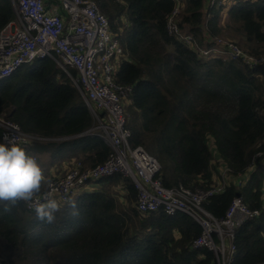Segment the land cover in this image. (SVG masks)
Segmentation results:
<instances>
[{
	"label": "trees",
	"instance_id": "trees-1",
	"mask_svg": "<svg viewBox=\"0 0 264 264\" xmlns=\"http://www.w3.org/2000/svg\"><path fill=\"white\" fill-rule=\"evenodd\" d=\"M98 1L113 30L121 33L128 56L117 82L134 86L128 124L132 144L159 159L164 185L172 188L183 183L195 189L213 184L211 138L230 174L245 175L255 155L264 151V115L260 113L264 69L249 70L223 58L199 59L169 35L167 20L174 0ZM210 1L184 0L181 27H189L201 45L210 38L234 37L251 54L263 56L264 0H232L224 22V7L210 8ZM16 19L12 1L0 0V33ZM2 113L26 133L50 139L26 149L39 157L50 154L46 170L62 167L50 179L74 161L92 168L110 153L108 144L92 132L95 122L81 93L50 58L23 66L1 84ZM255 168L242 188L230 185L205 205L216 217H224L238 195L251 209L262 211L259 218L238 229L234 264L264 262V157L256 160ZM49 180L43 181L40 193L47 190ZM101 183L109 188L123 183L125 196L119 199L107 189L85 192L59 209L51 224L40 221L24 201L10 212L0 204V262L217 264L207 249L192 250L201 228L189 216H168L163 211L142 216L135 207L137 191L131 180L116 175Z\"/></svg>",
	"mask_w": 264,
	"mask_h": 264
},
{
	"label": "built area",
	"instance_id": "built-area-1",
	"mask_svg": "<svg viewBox=\"0 0 264 264\" xmlns=\"http://www.w3.org/2000/svg\"><path fill=\"white\" fill-rule=\"evenodd\" d=\"M11 1L17 19L0 33V86L25 65L41 59L54 60L81 93L95 122L92 132L98 133L110 147L107 159L95 167L87 168L80 161H74L64 172L49 180L46 191L25 202L27 209L35 212L38 204L45 203L46 199H55L61 209L84 191L87 193L101 181L118 175L134 184L137 191L135 207L140 215L163 211L168 216H189L201 228L200 236L192 242V250L207 249L214 254L217 264H234L238 229L259 218L262 211L251 209L238 195L224 217H216L205 205L225 193L230 185L242 188L254 173L256 160L264 157V151L255 155L253 165L238 178L230 174L223 162L224 172L220 177L214 175V182L208 188L191 189L183 183L166 187L160 161L144 147L132 144L127 108L132 103L134 86L117 82L121 65L128 61V56L120 41L121 33L113 30L96 0ZM174 1L175 7L167 20L169 35L199 59L223 58L237 61L249 70L264 69V55L251 54L235 40L215 37L201 45L193 34L181 27L184 0ZM231 5L232 0H211L209 6H223L225 18ZM260 113L264 115V110ZM0 131L1 143L18 145L27 154L28 147L50 140L26 133L3 113L0 114ZM28 155L39 162L36 155Z\"/></svg>",
	"mask_w": 264,
	"mask_h": 264
},
{
	"label": "clouds",
	"instance_id": "clouds-1",
	"mask_svg": "<svg viewBox=\"0 0 264 264\" xmlns=\"http://www.w3.org/2000/svg\"><path fill=\"white\" fill-rule=\"evenodd\" d=\"M44 176L36 160L18 145L0 143V204L10 212L19 202H29L41 192ZM75 208V205H72ZM59 204L46 199L35 208L37 218L48 224L55 220ZM73 215H76L74 212Z\"/></svg>",
	"mask_w": 264,
	"mask_h": 264
},
{
	"label": "rangeland",
	"instance_id": "rangeland-1",
	"mask_svg": "<svg viewBox=\"0 0 264 264\" xmlns=\"http://www.w3.org/2000/svg\"><path fill=\"white\" fill-rule=\"evenodd\" d=\"M96 2L99 4V1L98 0H96ZM211 2V1H210ZM209 5H210V3H209ZM99 6H100V4H99ZM219 7H221V6H219ZM217 9H219L218 7H217ZM223 16V15H222ZM226 19V17L224 18V16H223V20H225ZM124 21V20H123ZM189 29V27H187V31H189L188 30ZM225 38V37H224ZM227 38V37H226ZM232 38V40H235L237 43H239L241 46H242V43H241V41H240V39L239 38H234V37H231ZM231 38H228V39H231ZM168 51L169 52H171L172 50H171V48H168ZM132 104V103H131ZM131 104L128 106V108H127V112H128V117H129V119H130V122L132 121V117H131V109H130V107H131ZM209 146H210V148L212 149V151H213V153H214V160H213V163H212V167H213V171H214V174H215V176L216 177H220V175H222V173L224 172V170H223V168L225 167L224 165H223V160L221 159V157L218 155V153H216V149L214 148V143H213V139L211 138L210 139V141H209ZM146 150V149H145ZM147 151V150H146ZM148 152V151H147ZM149 153V152H148ZM36 154V153H35ZM150 155H152V156H154L153 154H151V153H149ZM37 156H38V158H39V165L41 164V168H43V169H47L48 168V164L51 162V156L50 155H48V157H46V154H44V155H41L40 157H39V155L38 154H36ZM155 157V156H154ZM159 160V159H158ZM83 164V163H82ZM49 178V177H48ZM227 183H230L228 180H227ZM101 184H104V183H100V185ZM99 185V184H98ZM114 185V184H113ZM102 189H107L106 191H111L114 195H116L115 197H117V198H119V199H123V196H125V193L123 192V194H122V191H123V183H120L118 186H111V188H109L108 189V186H102ZM89 191H92L91 190V188L89 189ZM85 192V191H84ZM83 192V193H84ZM82 193V194H83ZM126 199L124 198V200L122 201V203L123 204H126Z\"/></svg>",
	"mask_w": 264,
	"mask_h": 264
},
{
	"label": "crops",
	"instance_id": "crops-1",
	"mask_svg": "<svg viewBox=\"0 0 264 264\" xmlns=\"http://www.w3.org/2000/svg\"><path fill=\"white\" fill-rule=\"evenodd\" d=\"M223 14H224V12H223ZM225 16H227L226 14H224ZM223 22H224V20H223ZM46 142V141H45ZM35 145V144H34ZM33 145V146H34ZM48 155H50V154H46V157H48ZM40 166V168H41V164L39 165ZM61 167V166H60ZM59 166H57V165H53V166H50L49 167V170H46V169H43V168H41V170H42V173H43V176H44V181L47 179V181L52 177V176H54V175H56V174H58L59 173V171H60V169L62 168H60ZM45 173H48L49 175H50V177L48 178L47 177V175L45 174ZM107 186V184H99V185H97V186H95L93 189H91L92 191H89V192H91V193H94V192H99V191H105L106 189H102V186ZM109 188V187H108ZM123 192L124 191H122V194H123Z\"/></svg>",
	"mask_w": 264,
	"mask_h": 264
}]
</instances>
